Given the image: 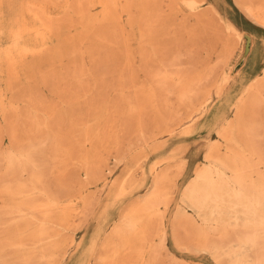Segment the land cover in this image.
<instances>
[{
    "label": "rangeland",
    "instance_id": "obj_1",
    "mask_svg": "<svg viewBox=\"0 0 264 264\" xmlns=\"http://www.w3.org/2000/svg\"><path fill=\"white\" fill-rule=\"evenodd\" d=\"M27 2L3 0L0 24L6 33L21 19ZM211 4L242 32L240 41L229 37L215 21L202 14L195 7V0H120L117 9L108 17L100 6L91 9L94 14L91 17L102 20L94 23V27L87 23L82 29L79 16L71 14L62 29L48 39L45 50L23 58L20 68L0 63V156L6 155L15 145L10 134L12 127L17 146H24L29 140L46 135L45 130L37 134L34 123L48 117L61 124L66 132L74 121L77 135L86 127L97 136L110 138L109 142L101 144L110 150L117 139L121 149L126 151L131 143H137L138 130L151 132L161 125L160 116L150 107L142 118L138 113H128L130 104H136L139 98H162V101L173 103L175 108L176 98H197V104L208 95H214L208 109L173 135L164 133L148 145H132L133 152L149 157L145 183L134 195L110 204L115 219L118 211L126 209L132 200L146 195L153 180L151 165L181 149L179 157L170 164V176L176 187L168 213L171 233L168 248L160 249L154 256L152 250L159 248L158 242L150 241L144 249L150 264H228L227 259L217 261L202 251L198 247L202 239L198 241L197 229L174 222L173 215L181 204L187 184L206 157H227L230 149L236 148L227 142L231 136L240 141L251 138L264 144V92H257L251 87L252 83H248L264 68V24L259 21L264 0L247 4L254 8L252 13L237 5L235 0H207L201 10H208ZM26 41L32 47L41 46V40L32 36ZM254 41L261 45V55L252 63ZM9 42L8 36L0 33V56ZM63 42L67 43L65 47L61 46ZM165 115L169 114L165 111ZM253 121L259 124L255 130L251 127ZM140 122L141 128L138 127ZM109 124L112 127L106 129ZM186 130L192 133L182 135ZM84 151L91 154V146ZM106 157L114 179L124 167L122 164L116 166L112 153ZM182 160L185 167L181 171ZM4 171L2 164L0 191ZM138 174L141 177V173ZM72 175L82 180L86 177L77 166L72 169ZM78 189L71 182L67 192L75 194ZM106 193L92 185L85 195L101 199ZM12 201L6 193H0V205ZM100 209L93 208L94 216ZM91 217L77 216L70 230L65 231L64 235L73 236L81 243L80 250L66 254L70 257L65 258V264H75L83 247L87 246L96 226V220ZM195 227H199L197 222ZM12 234L20 232L13 230ZM6 235L5 228L0 226V239ZM68 249L61 245L60 257ZM117 249V255L113 256ZM18 250L7 248L8 259L12 261L21 253ZM34 251L45 252L42 246ZM112 256L114 264H141L134 247L123 249L103 243L94 248L86 264H108Z\"/></svg>",
    "mask_w": 264,
    "mask_h": 264
},
{
    "label": "bare ground",
    "instance_id": "obj_2",
    "mask_svg": "<svg viewBox=\"0 0 264 264\" xmlns=\"http://www.w3.org/2000/svg\"><path fill=\"white\" fill-rule=\"evenodd\" d=\"M119 1L28 0L21 19L12 24L7 33L0 24V33L6 34L10 41L9 47L2 50L0 63L20 68L23 58L45 50L48 39L62 29L71 14L79 16L82 29L87 23L94 27V23L102 20L91 17V9L100 6L108 17L117 9ZM206 1L195 0V7L215 21L229 37L240 41L242 32L231 20L222 16L216 5L211 4L208 10H201ZM255 1L260 0H235V3L252 13L254 8L247 4H255ZM2 2L0 0V9ZM259 21L264 24L263 8ZM30 36L41 40V46H30L26 41ZM66 45V42L61 44L62 47ZM260 55L261 45L254 41L250 57L252 63ZM248 83H252L251 87L257 92H264V68ZM213 97L210 94L197 104V98H176L175 108L172 107L173 103L162 101V98H139L138 103L130 104L128 113H138L142 118L150 107L160 116L161 125L151 132L138 130L137 143L144 146L155 142L164 133L173 135L208 109ZM165 111L168 116H164ZM19 112L20 107L17 114ZM34 124L37 134L45 130L46 135L38 140H29L24 146H17L15 128L12 127L10 134L15 145L6 155L0 156V165L3 164L5 168L0 193L13 198L10 204L0 205V226L5 228L7 234L0 239V264H65V258L68 259L73 250L81 248V243L73 236L64 235L79 215L83 218L94 217L96 226L75 264H86L87 258L93 255L94 248L100 243L121 246L123 249L134 247L141 264H150L144 253L150 241L158 242L159 248L152 250L154 256L160 249L168 248L167 242L171 236L168 213L176 187L170 176V164L179 157L181 149L151 165L153 180L146 195L132 200L126 209L118 211L115 219L110 204L134 195L144 186L149 157L133 152L132 145L134 147L137 143H131L129 150H122L117 139L112 149H107L101 144L109 142L110 138L97 136L86 127L77 135L74 121H71L67 132L51 117L44 121L35 120ZM141 126L140 122L138 127ZM111 127L109 124L105 128ZM251 127L255 130L259 124L253 121ZM187 133L192 132L186 130L181 134ZM227 142L236 148L230 149L227 157H206L187 184L173 220L182 223V226L196 228L198 241L202 239L198 247L217 261L227 259L228 264H264V144L251 138L240 141L232 136ZM88 145L91 146V154L84 151ZM110 153L117 161L116 166L122 164L124 167L114 179L111 178L113 170L106 157ZM76 166L85 172V180L72 175V169ZM179 167L181 171L184 169V160ZM138 173H141V177ZM71 182L79 187L77 194L67 192ZM92 185L100 187L102 192L106 191L105 197L99 199L95 195H85ZM96 206L101 209L94 216L93 208ZM196 222L199 227H195ZM13 230L20 234L13 235ZM26 245L31 248H25ZM61 245L69 249L60 257ZM39 246L44 247V253L34 251ZM10 247L21 252L12 261L7 256V248ZM115 252L113 256L117 255L118 249ZM67 253L70 254L67 256ZM113 256L108 264H114Z\"/></svg>",
    "mask_w": 264,
    "mask_h": 264
},
{
    "label": "crops",
    "instance_id": "obj_3",
    "mask_svg": "<svg viewBox=\"0 0 264 264\" xmlns=\"http://www.w3.org/2000/svg\"><path fill=\"white\" fill-rule=\"evenodd\" d=\"M250 22H252L251 20H250ZM254 23V22H253Z\"/></svg>",
    "mask_w": 264,
    "mask_h": 264
}]
</instances>
